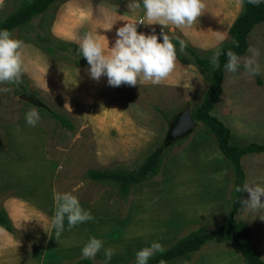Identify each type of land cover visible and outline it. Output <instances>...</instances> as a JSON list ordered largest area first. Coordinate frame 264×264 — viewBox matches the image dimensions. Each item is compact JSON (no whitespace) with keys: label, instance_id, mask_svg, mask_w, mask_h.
<instances>
[{"label":"rangeland","instance_id":"1","mask_svg":"<svg viewBox=\"0 0 264 264\" xmlns=\"http://www.w3.org/2000/svg\"><path fill=\"white\" fill-rule=\"evenodd\" d=\"M211 1L221 6L226 3L225 0ZM18 2H4L0 6V20L7 17L17 7ZM129 2L130 0H56L44 16L33 18L27 27L15 29L11 34L13 39L24 44L21 50L24 62L21 83L26 90L29 87L32 89L35 97L45 106V111L51 110L64 116L74 126L72 130L62 128L47 112H38L49 135L48 154L59 163L58 176L63 179L59 182V187L70 192V186L82 183L79 192L84 191L85 198L90 197L88 199L91 200L95 197L87 204L94 217V225L89 226L88 222L86 228L83 223L78 225L82 227L81 231L85 232L87 229L96 235V238H101L104 248L114 249L116 255L129 250L130 257L125 258L133 259L125 264H130L136 259V249L139 251L153 239L160 241L166 237L169 242H158L166 248L198 227L213 229L224 220L232 185L231 172L225 159L215 140L204 132L202 125L197 123L196 127L183 137L171 141L166 139L174 118L186 105L190 110L197 108L206 91V83L194 65L181 64L177 59L176 64L180 71L189 72L183 73V78H186L184 82L176 77L169 79L173 84H121L112 87L108 85L106 76H101L99 80L90 77V66L78 52L79 39L87 33L97 34L105 37L108 47L111 48L117 39L118 28L144 18L142 0H137L141 4L139 9H129ZM240 10L241 6L236 16ZM110 23L113 25L108 29ZM149 23H146V29L150 35H157L158 42L161 43L163 32L170 39L183 40L185 44L201 53L225 41L230 26L229 24L223 33V41L218 40L215 33L210 34L209 43L203 47L190 41L181 29L171 24L163 27ZM141 26L140 23L136 24L138 33ZM37 32L51 41H45V44L56 43L58 47L63 48H58L52 55L44 52L38 47L40 40L35 37ZM248 39L249 47L241 58L252 56L250 48L258 50L259 55L255 59L259 65V73L255 76L245 75L243 59L236 73L224 71L221 82L223 91L210 112L230 130L232 137L239 144L264 143V22L254 27ZM100 42L104 43L102 38ZM81 58V65L70 64ZM177 75L182 76L180 73ZM197 75L202 79L201 85L195 81L198 79ZM177 81L179 82L176 86ZM190 83L191 85H188ZM85 84L87 86L84 88ZM201 87L202 91L199 89ZM4 88L11 90L0 91V137L3 144L10 147L13 139L10 138L9 130L17 126L16 120L22 113L35 106L18 98L19 88L14 85L0 84V89ZM66 103L69 108L65 106ZM101 105H104V109L100 108ZM112 109L119 113H109ZM86 110H93V114L98 115L95 117L97 123L80 118ZM6 123L10 124L4 126ZM251 124L252 127H249ZM130 125L140 127V132H148L143 135L144 141H141L140 145L137 143L139 146L134 152L135 147L130 150L126 147L140 141V137L134 141L123 142L133 129H130ZM246 125L248 129H254V132H241V129H245L242 127ZM110 128L112 132L109 134L103 132V129ZM103 142L105 148L110 145V155L106 162H100L105 159H101ZM163 142L169 147L167 146L160 172L150 181L139 185L144 195L136 193L140 191L135 190L138 187L136 186L124 201L119 199L114 187L93 182L86 176L89 170L114 169L129 165L130 168H135L145 153L155 144ZM240 164L245 183L264 187V153L244 155ZM175 169L178 170L176 173ZM245 195L248 198V194ZM261 202H264V197H261ZM261 217H264V209L251 211L243 208L236 215L240 221L247 223L250 238L264 262V220L260 219ZM64 229H67L65 224ZM71 232L72 230L67 229L68 234ZM45 248L44 264L50 263L56 252L63 249L53 241ZM7 253L25 262L16 248L8 249ZM190 259V264H241L239 254L232 247L213 242L205 244ZM32 262L35 264L33 260Z\"/></svg>","mask_w":264,"mask_h":264},{"label":"trees","instance_id":"2","mask_svg":"<svg viewBox=\"0 0 264 264\" xmlns=\"http://www.w3.org/2000/svg\"><path fill=\"white\" fill-rule=\"evenodd\" d=\"M17 7L4 19L0 20V30H8L11 34L15 29H23L35 17L44 16L47 10L54 4L56 0H18ZM264 22V2L261 0L259 5H252L244 0L243 7L239 14L230 24L227 31V39L213 49L201 53L194 47L185 44L183 51L180 50L178 39H171L176 47V56L181 64H192L201 74L206 83L203 98L199 106L190 110L191 118L196 123L202 125L206 134L212 136L215 140L219 152L225 159L227 168L231 172L232 185L229 192V201L227 213L217 226L207 230L205 227H198L184 236L176 240L171 246L163 248L162 253H155L147 262V264H165L186 263L190 264V258L197 254L201 248L208 242L215 244H227L232 247L240 256L241 264H264L258 255L256 246L250 238V229L247 223L240 221L236 215L243 209L239 201L247 199L246 193H237L235 188L245 184V175L243 173L240 159L244 155L264 153V143L239 144L231 135L230 130L220 122L216 117L210 114L221 91V82L224 75L223 65L227 62V56L224 54L231 50L239 57L245 54L248 48L247 38L254 27ZM35 37L40 40V47L44 52L53 54L58 47L56 43L45 44L51 42L48 38L43 37L40 33H36ZM233 41L238 44L233 43ZM163 41H161L162 43ZM60 45L61 43L58 42ZM219 50L222 54L219 57V68H214L211 64V57L214 52ZM181 51V52H180ZM71 65H81L82 58L77 62H70ZM19 95L26 88L23 83L18 86ZM33 106V105H32ZM38 112H47L45 107H35ZM55 119L60 127L72 130L74 126L67 118L55 113L47 112ZM161 144V143H160ZM155 144L143 158L139 159V165L135 168L116 167L114 169L89 170L86 176L92 180L103 184L110 185L116 189L119 199L126 201L131 191L145 182L150 181L156 176L161 169L166 151L169 145L164 142ZM226 200V203H227ZM11 222L2 208H0V228L11 233L14 237L22 239L18 232L11 227ZM136 259L130 264H135ZM193 262V261H192ZM68 264H95L91 259H83L82 257Z\"/></svg>","mask_w":264,"mask_h":264},{"label":"crops","instance_id":"3","mask_svg":"<svg viewBox=\"0 0 264 264\" xmlns=\"http://www.w3.org/2000/svg\"><path fill=\"white\" fill-rule=\"evenodd\" d=\"M6 1L8 0H2L0 6ZM230 1L232 3H229V1L225 0L226 3H223L221 6L213 4V1L211 0H203V3L206 7L202 15L197 18V22L194 24V26L187 29H181L182 32L196 45L206 47L209 43L208 38L210 34H223L227 26H229V24H231L235 19L239 5L236 0ZM58 16L60 19L59 14ZM147 22L148 21L144 19V24L141 26L140 33L150 35V32L146 29ZM248 41L249 39L247 38V42ZM186 72L188 73L189 71H180V68L177 67L176 71L169 79L176 77L178 80L182 79L183 81L186 79L185 77L183 78V73ZM178 73L182 74V76L179 77L177 75ZM187 76L189 79V74H187ZM197 76L198 79H195V81L197 80L199 85H201L202 79L199 77V75ZM165 84L173 83L170 82V80H167L165 81ZM183 85H186V83H183ZM188 85H191V83ZM86 86L87 84H85L84 88ZM95 86L97 88V85ZM199 89L202 91V87ZM102 97L106 98V96ZM103 106L104 105H101L100 108ZM112 112L114 114L119 113L117 110L114 111L113 109L109 113ZM87 114L91 117L87 116ZM97 116L98 115L96 113L93 114V110L91 112L86 110L85 112H82V117H79L86 119L88 122L94 121V123H97L95 119ZM24 117L25 113H22L16 120L18 121L17 126L9 130L10 138L13 139V143L10 147H7L5 144H3V139L0 137V208H2L8 216L12 225L11 227L18 232L20 237H22L20 240L7 231L0 234V264H34L32 260L35 262V264H44L45 257L43 254L46 250L45 247H47L51 241L55 242L58 246H62L63 249L60 252H56L54 258L48 264H64V262H66L65 264H68L82 257V247L90 237H96V235L94 236L93 233H90L87 229L85 232L81 231L82 227L80 225L69 229L67 219H65L64 224L67 226V229L72 230V232L68 234L67 229H64L59 238L56 239L55 229L51 225V218L54 216L56 210L54 196L57 193H70L78 199L81 208L87 211H90L87 207L88 202L93 201L95 197L91 200L88 199L90 197L85 198L86 196L84 195V191L81 193L79 192L81 191L80 187L82 186V183L76 186H70V192L67 191V189L59 187V182L61 180L63 181V179L58 176L60 173V167L58 165L59 163H57L48 154V131L41 119H39L35 127H31L26 124ZM10 123H6L4 126L9 125ZM1 127L2 125H0V128ZM132 127L133 129L130 130V133L126 136L123 142L134 141L135 138L140 137V141L134 142L130 147H126L129 150L131 147H135L133 150L134 152L140 145L141 141H144L143 135L148 132H140L142 131L139 129L140 127L137 128L136 126L130 125V129ZM249 127H252V124L249 125ZM239 128L241 127L239 126ZM242 128H245L241 129V132L243 133L247 132L248 134L251 133V131L254 132V129H248L247 125L243 126ZM111 130V128L103 129V132L109 134L112 132ZM260 136L263 137V135ZM123 142L121 141V143ZM137 143H139V145H137ZM109 146L110 145H107L106 148L109 149ZM102 147L104 151L101 155V159H105L101 160L100 162H106L110 155V149L107 150L105 148L104 142ZM123 147L125 148V144ZM176 171L178 170L175 169V173ZM141 188L142 187L138 186L135 190L137 191ZM75 191L77 194L73 193ZM136 193L143 194L141 190ZM80 194L82 195L81 197ZM154 213H156V211H154ZM88 224L89 226L94 225L93 220L88 221ZM83 225L86 228V222L83 223ZM166 226L169 227L167 224ZM9 236L14 239L15 243L9 239ZM97 238L102 240L98 236ZM154 241L169 242V240H166V237L160 241L158 239H153L148 241L147 243L149 244L144 245L142 248L150 246ZM10 248H16V250L19 252V255L21 254V256L25 259V262H22L19 257H14L13 254H8L7 250ZM137 251L138 250L136 249V252ZM125 256L126 258L130 257L129 250H124L123 253L117 255L114 251V255L112 256L111 260H106L102 249L91 260L95 264H125L130 259H133L130 258L129 260H126Z\"/></svg>","mask_w":264,"mask_h":264},{"label":"clouds","instance_id":"4","mask_svg":"<svg viewBox=\"0 0 264 264\" xmlns=\"http://www.w3.org/2000/svg\"><path fill=\"white\" fill-rule=\"evenodd\" d=\"M249 4L259 5L261 0H247ZM2 3V0H0ZM239 6L243 7L244 0H237ZM144 9V18L136 23H126L116 31V37L113 46L108 47L105 37L97 34L87 33L78 41V52L86 59L89 67L90 77L99 80L101 76L107 77L109 86L118 87L121 84L136 86L137 84L150 83L159 85L172 77L176 71L177 56L176 47L167 34L161 33L162 43L158 42L155 34L145 35L138 33L136 24H144V19L149 24H159L163 27L171 24L179 29L191 28L197 18L205 10L203 0H142ZM141 4L137 0H130L129 9H139ZM110 23L108 29L112 27ZM218 40L223 41L224 35L216 33ZM101 38L104 43L100 42ZM73 39H77L73 37ZM180 50L186 47L183 40L179 41ZM236 44L235 41H233ZM238 46V44H236ZM22 41L13 39L8 30H0V84L19 85L24 71ZM251 57H239L236 53L229 50L224 53L227 56V62L223 65L224 70L230 73H236L243 59L244 74L255 76L259 73V65L255 57L259 55L258 50L249 49ZM221 52L217 50L211 57V64L214 68H219V57ZM176 82V86L178 85ZM10 88L0 89L8 92ZM65 106H68L66 103ZM70 110V109H69ZM25 122L31 127H35L40 119L38 111L33 108L25 113ZM237 193L248 194L247 199H241L239 203L245 210L257 211L264 209V187L245 183L242 187L235 188ZM56 210L51 218V225L55 229V238L58 239L64 230V222L67 219L68 228L71 229L78 224L92 221L94 217L90 211L81 208L78 199L70 193H57L54 196ZM260 219L264 220V217ZM5 230L0 228V234ZM9 239L15 243L14 239ZM103 249L106 260H111L114 255V249L103 248V241L90 237L81 249L83 259H93L98 252ZM164 251L162 245L158 242H152L150 246L144 247L135 253V264H147L148 260L155 253ZM160 264H165L160 261Z\"/></svg>","mask_w":264,"mask_h":264},{"label":"water","instance_id":"5","mask_svg":"<svg viewBox=\"0 0 264 264\" xmlns=\"http://www.w3.org/2000/svg\"><path fill=\"white\" fill-rule=\"evenodd\" d=\"M18 98L35 107H45L38 98L35 97L30 87L24 93L20 94ZM196 124L197 123L191 118L189 106L186 105L185 109L174 118L168 129L166 139L171 141L175 138L183 137L191 132L196 127Z\"/></svg>","mask_w":264,"mask_h":264}]
</instances>
